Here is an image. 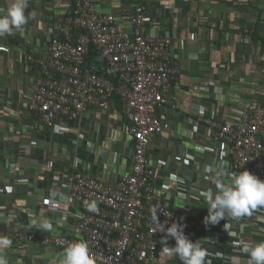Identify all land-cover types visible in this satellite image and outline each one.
Returning <instances> with one entry per match:
<instances>
[{
  "label": "crops",
  "instance_id": "obj_1",
  "mask_svg": "<svg viewBox=\"0 0 264 264\" xmlns=\"http://www.w3.org/2000/svg\"><path fill=\"white\" fill-rule=\"evenodd\" d=\"M127 29L137 4L153 36L169 32L177 68L159 115L170 129L151 139L155 194L183 210L185 226L217 264H264V190L226 171L206 118L229 121L264 97V0H94ZM72 0H0V229L75 234L81 205L70 199L76 173L114 184L131 173L134 140L125 113L89 108L57 128L37 122L39 67ZM195 34V38H191ZM73 121V122H72ZM191 155L190 163L185 158ZM159 166V165H157ZM51 168V169H50ZM46 199L54 204H46ZM196 221L188 220V215ZM225 219V221L223 220ZM0 264H83L54 245L0 241Z\"/></svg>",
  "mask_w": 264,
  "mask_h": 264
},
{
  "label": "built area",
  "instance_id": "obj_2",
  "mask_svg": "<svg viewBox=\"0 0 264 264\" xmlns=\"http://www.w3.org/2000/svg\"><path fill=\"white\" fill-rule=\"evenodd\" d=\"M151 21L142 3L135 6L132 28L127 29L94 0H72L49 39V52L28 56L40 70L33 92L37 122L55 129L61 120H81L89 108L108 110L118 95L134 140L133 165L114 184L80 173L72 177L70 199L82 207L75 234L0 229L1 242L15 241L20 249L33 242L54 245L83 264H214L185 226L183 210L155 194L164 163L152 162L148 150L151 139L171 127L158 110L169 102L177 68L171 34L153 36L148 32ZM91 49L96 58L88 62ZM205 122L215 131L226 171L243 177L247 187L264 190L262 97L237 108L232 120ZM177 159L190 163L191 155ZM46 204L55 205L50 199ZM188 220L197 219L189 214ZM164 243L166 249L160 251Z\"/></svg>",
  "mask_w": 264,
  "mask_h": 264
},
{
  "label": "trees",
  "instance_id": "obj_3",
  "mask_svg": "<svg viewBox=\"0 0 264 264\" xmlns=\"http://www.w3.org/2000/svg\"><path fill=\"white\" fill-rule=\"evenodd\" d=\"M96 58V53L91 49L88 56H87V60L88 62H91L92 60H94ZM261 98V96H260ZM263 101H264V97H262ZM113 104L115 107H117V109L119 110L120 113L124 114V110H123V107H124V103L123 101L121 100V98L118 96V95H115L114 98H113ZM73 122V121H72ZM166 247V243H164V245L162 246V248H160V251H164V249ZM68 252V251H67ZM70 253V252H68ZM214 264H217L215 263V260H214Z\"/></svg>",
  "mask_w": 264,
  "mask_h": 264
},
{
  "label": "rangeland",
  "instance_id": "obj_4",
  "mask_svg": "<svg viewBox=\"0 0 264 264\" xmlns=\"http://www.w3.org/2000/svg\"><path fill=\"white\" fill-rule=\"evenodd\" d=\"M225 221V219H223Z\"/></svg>",
  "mask_w": 264,
  "mask_h": 264
},
{
  "label": "bare ground",
  "instance_id": "obj_5",
  "mask_svg": "<svg viewBox=\"0 0 264 264\" xmlns=\"http://www.w3.org/2000/svg\"><path fill=\"white\" fill-rule=\"evenodd\" d=\"M159 135V134H158Z\"/></svg>",
  "mask_w": 264,
  "mask_h": 264
}]
</instances>
